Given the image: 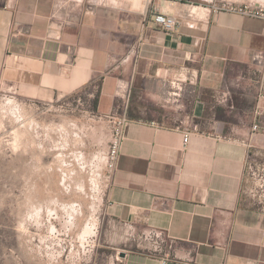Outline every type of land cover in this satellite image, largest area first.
<instances>
[{"label": "crops", "instance_id": "crops-1", "mask_svg": "<svg viewBox=\"0 0 264 264\" xmlns=\"http://www.w3.org/2000/svg\"><path fill=\"white\" fill-rule=\"evenodd\" d=\"M187 6L0 0V92L84 90L101 116L127 109L104 206L113 249L125 254L116 264H264V212L242 193L246 160L264 162V66L253 61L264 20ZM158 9L178 20L174 32L155 22ZM184 126L195 128L186 145Z\"/></svg>", "mask_w": 264, "mask_h": 264}, {"label": "rangeland", "instance_id": "rangeland-1", "mask_svg": "<svg viewBox=\"0 0 264 264\" xmlns=\"http://www.w3.org/2000/svg\"><path fill=\"white\" fill-rule=\"evenodd\" d=\"M184 1L188 14H236ZM94 99L84 90L62 98L0 92V264H116L121 258L104 217L111 127ZM92 223L93 234H83Z\"/></svg>", "mask_w": 264, "mask_h": 264}, {"label": "built area", "instance_id": "built-area-1", "mask_svg": "<svg viewBox=\"0 0 264 264\" xmlns=\"http://www.w3.org/2000/svg\"><path fill=\"white\" fill-rule=\"evenodd\" d=\"M157 1L161 0H145L148 6H153ZM184 1V0H182ZM211 5V8L215 12L218 11H229L234 12L241 16H246L250 18H258L264 20V4L246 3L243 0H202ZM218 3H223L219 6ZM155 22L161 26V28L166 32H174L179 24L175 17L163 14L160 9L155 14ZM253 61L258 65L264 66V54L257 53L253 57ZM130 84L128 82H121L119 85V95L127 102L130 98ZM101 118L108 120L111 127V137L109 142L108 151L106 154V160L104 165V181L106 186L105 198L107 190L112 184L113 177L117 171L118 163L121 156V149L125 140V129L129 124V117L126 111L121 114L118 111L104 115ZM191 126H184L181 130L184 133V144L186 145L189 141V137L192 135L193 130ZM254 132L259 130V125L256 124L253 127ZM251 147L250 144H247ZM245 177L249 181L250 185L248 188L243 190V194L248 196L257 209L264 212V162L258 160L255 157L249 156L245 162ZM126 230L131 232L133 226L130 223H126ZM162 233L157 231H150L147 235V239L150 240H161ZM146 237V236H145ZM162 245V244H160Z\"/></svg>", "mask_w": 264, "mask_h": 264}, {"label": "bare ground", "instance_id": "bare-ground-1", "mask_svg": "<svg viewBox=\"0 0 264 264\" xmlns=\"http://www.w3.org/2000/svg\"><path fill=\"white\" fill-rule=\"evenodd\" d=\"M96 224L92 223L91 227L87 226V228L85 229L86 231L83 234H93V230L95 229ZM88 236V235H87Z\"/></svg>", "mask_w": 264, "mask_h": 264}, {"label": "trees", "instance_id": "trees-1", "mask_svg": "<svg viewBox=\"0 0 264 264\" xmlns=\"http://www.w3.org/2000/svg\"><path fill=\"white\" fill-rule=\"evenodd\" d=\"M93 104H94L95 110H97V106H98L97 96L95 97Z\"/></svg>", "mask_w": 264, "mask_h": 264}, {"label": "water", "instance_id": "water-1", "mask_svg": "<svg viewBox=\"0 0 264 264\" xmlns=\"http://www.w3.org/2000/svg\"><path fill=\"white\" fill-rule=\"evenodd\" d=\"M121 257H125V254H121Z\"/></svg>", "mask_w": 264, "mask_h": 264}]
</instances>
